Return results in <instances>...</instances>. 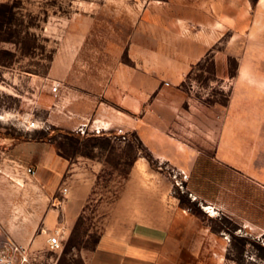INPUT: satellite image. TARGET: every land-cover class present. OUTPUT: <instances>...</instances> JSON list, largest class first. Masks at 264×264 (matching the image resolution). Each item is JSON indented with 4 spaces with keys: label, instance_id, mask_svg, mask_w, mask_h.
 <instances>
[{
    "label": "rangeland",
    "instance_id": "rangeland-1",
    "mask_svg": "<svg viewBox=\"0 0 264 264\" xmlns=\"http://www.w3.org/2000/svg\"><path fill=\"white\" fill-rule=\"evenodd\" d=\"M153 1L0 0V173L12 170L14 160L32 166L61 199V186L91 184L81 217L75 210L70 225L53 229L62 247L51 249L39 239L27 247L26 264H85L107 224L127 233L125 208L114 207L133 165L145 171L133 174L135 213L147 215L150 224L143 229L161 239L155 242L161 253L156 264H264V187L220 163L214 147L203 151L189 180L179 185L173 175L178 168L169 161L153 155L144 170V154L151 150L139 134L146 121L158 128V140L219 134L231 81L238 73L264 74V0H235L231 16L218 17V31L210 34L198 24L187 33H168L159 25L166 14L160 10L145 35L137 24ZM186 40L207 48L183 83L194 106H180L175 96L173 104L159 99L137 117L117 111L114 123L99 119L113 117L107 109H124L104 90L119 66L143 69L137 56L145 51L180 57ZM161 41L171 49L157 48ZM55 81L61 82L56 91ZM188 112L195 121L180 117ZM207 204L214 210L208 212Z\"/></svg>",
    "mask_w": 264,
    "mask_h": 264
},
{
    "label": "crops",
    "instance_id": "crops-1",
    "mask_svg": "<svg viewBox=\"0 0 264 264\" xmlns=\"http://www.w3.org/2000/svg\"><path fill=\"white\" fill-rule=\"evenodd\" d=\"M241 1L246 4L251 2ZM234 2L235 0L149 2L145 7V16L137 24V30L143 31L146 35L152 23L157 20V13L162 10L166 14L159 20V25L167 27L168 33L174 34L176 31L187 33L188 28L196 24L204 27L206 33H216L217 23L221 22L218 17L221 19L230 17ZM225 6L229 12L219 15V9L223 10ZM157 48L171 49V45L161 41ZM145 49L149 48L145 46ZM182 49L183 55L177 58L152 57L147 51L140 53L137 58L143 69L119 66L118 72L110 79L104 90L106 97L124 109L116 112L112 111L115 108L107 109V114L110 113L113 117L103 115L99 119L103 123H114L112 118L117 117L119 113L137 117L139 112L148 110V106L159 99L173 104L175 101L171 99L175 96L180 106L187 101L194 106L195 101L194 103L189 101L191 97L183 83L191 67L203 59L207 48L200 42L186 40L182 44ZM215 63L222 65L217 60ZM222 78L228 79L224 74ZM231 82L233 85L220 131L214 139L172 142L164 137L158 140L154 135L157 134L158 128L147 121L144 132L139 130V134L155 158L169 161L175 167L185 169L190 175L199 164L203 151L214 147L215 159L235 168L243 176L264 187V74L238 73L237 78ZM180 117L185 121L196 119L195 115L189 112ZM165 135L174 138L170 133ZM14 161L16 165L12 170L0 173V242L13 237L32 249L39 239H45L47 242L49 234L59 224L68 226L74 221L75 210L80 213V209L85 205L91 184L88 181L83 187L72 184L61 186V190L65 186L68 188L61 199L55 195L57 187H49L42 183L41 172L28 166L36 170L35 173H31L24 164ZM135 161H138V158ZM143 163L145 170L149 160L145 158ZM134 167L133 165L129 181L114 207V210L119 206L125 208V221L122 223L130 226V230L127 233L117 232L110 228V223L107 224L100 241L86 258L85 264L157 263L161 253L155 242L161 239H154L143 229V226L150 224L149 217L138 216L135 213L137 194L131 190L134 183L133 174L141 176L145 171H135ZM32 174L36 177H32ZM113 214L114 211L111 220ZM247 221L249 222V219Z\"/></svg>",
    "mask_w": 264,
    "mask_h": 264
},
{
    "label": "built area",
    "instance_id": "built-area-1",
    "mask_svg": "<svg viewBox=\"0 0 264 264\" xmlns=\"http://www.w3.org/2000/svg\"><path fill=\"white\" fill-rule=\"evenodd\" d=\"M61 82L55 81L53 89L56 91L60 87ZM31 125H35V122L32 121ZM89 127H81V131L86 133L89 131ZM91 130H96V132H100V127H90ZM122 129H120V132ZM28 171L31 173H35L36 170L32 167H28ZM174 177L176 183L179 185L184 184L185 181H188L190 178V173L185 169L178 168L174 171ZM67 186L63 187V192L67 191ZM206 210L211 212L214 209L213 205L207 204L205 205ZM48 246L51 249H58L62 247L61 237L59 235L58 230L56 232H52L48 236L47 240ZM29 252L27 246L20 243L13 237H8L5 241L0 242V264H26L29 261Z\"/></svg>",
    "mask_w": 264,
    "mask_h": 264
},
{
    "label": "trees",
    "instance_id": "trees-1",
    "mask_svg": "<svg viewBox=\"0 0 264 264\" xmlns=\"http://www.w3.org/2000/svg\"><path fill=\"white\" fill-rule=\"evenodd\" d=\"M142 144H143V142H142ZM144 156H146V157L149 159V161H152L153 153H152L151 151H148L147 153L144 154ZM136 159H137V158H136ZM136 159H135V160H136ZM126 176H127V178H130V172L127 173ZM120 195H121V194L118 195V198L120 197ZM118 198H117V199H118ZM85 206H86V205L83 206L82 211L79 213V215H78V219L81 217L83 211H85ZM78 219H77V220H78ZM102 234H103V233H102ZM102 234L99 235V237H98L97 240L95 241V246H94L92 249H94V248L96 247V245L98 244V242H99L100 239H101Z\"/></svg>",
    "mask_w": 264,
    "mask_h": 264
},
{
    "label": "bare ground",
    "instance_id": "bare-ground-1",
    "mask_svg": "<svg viewBox=\"0 0 264 264\" xmlns=\"http://www.w3.org/2000/svg\"><path fill=\"white\" fill-rule=\"evenodd\" d=\"M214 210V209H213Z\"/></svg>",
    "mask_w": 264,
    "mask_h": 264
}]
</instances>
